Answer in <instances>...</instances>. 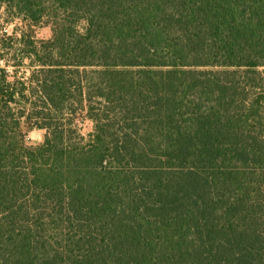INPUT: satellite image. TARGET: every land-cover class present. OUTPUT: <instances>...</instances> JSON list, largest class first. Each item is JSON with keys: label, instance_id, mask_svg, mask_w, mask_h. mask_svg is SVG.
Here are the masks:
<instances>
[{"label": "trees", "instance_id": "trees-1", "mask_svg": "<svg viewBox=\"0 0 264 264\" xmlns=\"http://www.w3.org/2000/svg\"><path fill=\"white\" fill-rule=\"evenodd\" d=\"M262 70L264 0H0V264H264Z\"/></svg>", "mask_w": 264, "mask_h": 264}, {"label": "rangeland", "instance_id": "rangeland-1", "mask_svg": "<svg viewBox=\"0 0 264 264\" xmlns=\"http://www.w3.org/2000/svg\"><path fill=\"white\" fill-rule=\"evenodd\" d=\"M22 29H26L25 25L19 20L12 21L9 23H4L2 27V34L7 33L8 36H18L19 32ZM28 30V28H27ZM36 38L39 40H48L52 36L51 28L49 26H39L34 29ZM10 70H14L10 68ZM25 71V68L21 69L19 72L22 73ZM263 78H264V70ZM79 128L82 130V133H87L91 129V123L89 121H80ZM44 140V131L33 129L28 132V143L31 145H36L41 143Z\"/></svg>", "mask_w": 264, "mask_h": 264}]
</instances>
